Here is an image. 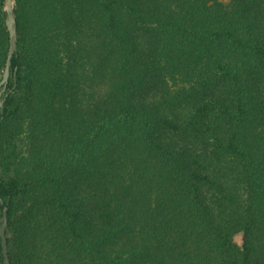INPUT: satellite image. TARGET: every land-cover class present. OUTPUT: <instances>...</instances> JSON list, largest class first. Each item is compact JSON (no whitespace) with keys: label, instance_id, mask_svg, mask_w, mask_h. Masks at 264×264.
<instances>
[{"label":"trees","instance_id":"16d2710c","mask_svg":"<svg viewBox=\"0 0 264 264\" xmlns=\"http://www.w3.org/2000/svg\"><path fill=\"white\" fill-rule=\"evenodd\" d=\"M14 11L0 111L11 264H264V0ZM6 15L0 0V81Z\"/></svg>","mask_w":264,"mask_h":264},{"label":"water","instance_id":"95a60500","mask_svg":"<svg viewBox=\"0 0 264 264\" xmlns=\"http://www.w3.org/2000/svg\"><path fill=\"white\" fill-rule=\"evenodd\" d=\"M14 1L15 0H6V24L9 30L10 36V45L5 65V70L3 73V77L0 81V111L3 107V100L1 99V95L3 90L5 89L6 83L8 81L10 75V66L12 63V57L17 50V41H18V29H17V19L16 13L14 11ZM0 201L3 200L0 198ZM8 224V214H7V206L4 207L3 213L0 216V238L2 243V252L4 256V264H11L8 252V243L6 237V227Z\"/></svg>","mask_w":264,"mask_h":264}]
</instances>
